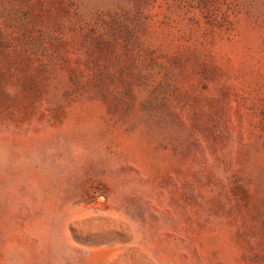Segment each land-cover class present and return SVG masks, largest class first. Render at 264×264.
<instances>
[{
    "label": "rangeland",
    "instance_id": "rangeland-1",
    "mask_svg": "<svg viewBox=\"0 0 264 264\" xmlns=\"http://www.w3.org/2000/svg\"><path fill=\"white\" fill-rule=\"evenodd\" d=\"M0 264H264V0H0Z\"/></svg>",
    "mask_w": 264,
    "mask_h": 264
}]
</instances>
